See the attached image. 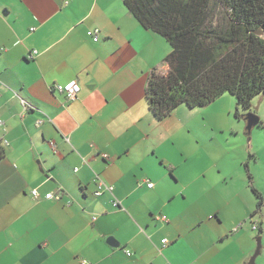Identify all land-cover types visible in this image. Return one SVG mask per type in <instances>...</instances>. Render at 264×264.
Here are the masks:
<instances>
[{
  "label": "crops",
  "instance_id": "crops-1",
  "mask_svg": "<svg viewBox=\"0 0 264 264\" xmlns=\"http://www.w3.org/2000/svg\"><path fill=\"white\" fill-rule=\"evenodd\" d=\"M123 1L0 0V264H248L242 224L263 236L261 213L223 212L205 189L232 174L186 171L174 188L160 152L172 114L156 121L145 101L171 49ZM73 80L74 101L53 89ZM99 181L111 190L96 197ZM176 197L189 204L169 208Z\"/></svg>",
  "mask_w": 264,
  "mask_h": 264
},
{
  "label": "trees",
  "instance_id": "trees-1",
  "mask_svg": "<svg viewBox=\"0 0 264 264\" xmlns=\"http://www.w3.org/2000/svg\"><path fill=\"white\" fill-rule=\"evenodd\" d=\"M141 27L161 36L171 52L164 74L153 70L145 101L156 121L178 107H205L224 94L235 99L234 118L245 123L252 100L264 94V0H124ZM262 33L263 36H259ZM240 110V111H239ZM256 126H261L258 119ZM246 135L249 136L245 128ZM5 151L0 143V161ZM256 199L254 215L264 199ZM259 228L256 240L260 238Z\"/></svg>",
  "mask_w": 264,
  "mask_h": 264
},
{
  "label": "rangeland",
  "instance_id": "rangeland-1",
  "mask_svg": "<svg viewBox=\"0 0 264 264\" xmlns=\"http://www.w3.org/2000/svg\"><path fill=\"white\" fill-rule=\"evenodd\" d=\"M165 72L166 68H163L159 73ZM236 108L235 99L224 94L202 108L189 110L185 106L178 107L162 127V132L167 134V140L161 145L160 152L168 162L178 165L177 173L183 180L174 187L177 192L188 183L186 171H190L189 174L196 170H209L208 174L214 173L215 165L222 170V176L225 173L232 174V182L227 178L216 186L205 187L223 212L255 210V197L244 174L248 166L253 171V176L250 175L251 183L264 199V94L255 97L251 102V112L259 119L261 126L253 127L249 136L245 132L246 123L234 118ZM241 172L245 179L239 178ZM206 179L209 180V175ZM188 189L191 192L186 194H193L194 187ZM235 191L238 195H235ZM185 203L182 198L176 197L169 208L184 209L182 206L189 204ZM260 213L263 219V236L260 237L261 252L254 264H264V205ZM248 220L247 217L242 229L255 237L252 243L256 249L257 232L251 230L252 225Z\"/></svg>",
  "mask_w": 264,
  "mask_h": 264
},
{
  "label": "built area",
  "instance_id": "built-area-1",
  "mask_svg": "<svg viewBox=\"0 0 264 264\" xmlns=\"http://www.w3.org/2000/svg\"><path fill=\"white\" fill-rule=\"evenodd\" d=\"M63 1V4L64 5H67L68 2L67 0H62ZM87 37H89L93 42H97L98 41V38H99V30L98 29H91V30H88L87 33H86ZM163 68H166V65L164 64V67ZM161 68V70L163 69ZM167 70V68H166ZM164 74V73H163ZM53 89L60 93V94H64L65 95V98L67 99V101H74L76 99V96L77 94L79 93L80 91V87L78 85V83L76 81H70L66 84H56L53 86ZM42 124V121L41 120H38L36 122V126H39ZM0 125H1V122H0ZM147 187L148 188H152L153 187V184H151L150 182L147 183ZM111 188L105 186L102 182H97L96 184V190L94 192V196L98 197L100 195H102L103 192L105 191H110ZM31 196L34 198V199H38L39 198V194H38V191L36 189H33L31 191ZM45 198L46 199H55V200H58L59 199V195H55V194H52V193H48L45 195ZM115 205H117L115 203ZM252 230L253 231H256L258 230V226L254 223L252 224ZM162 244H166V240H162L161 241ZM81 264H87L85 261H83Z\"/></svg>",
  "mask_w": 264,
  "mask_h": 264
},
{
  "label": "water",
  "instance_id": "water-1",
  "mask_svg": "<svg viewBox=\"0 0 264 264\" xmlns=\"http://www.w3.org/2000/svg\"><path fill=\"white\" fill-rule=\"evenodd\" d=\"M258 35L263 36L262 33H258ZM246 122H247L246 123V129H247L248 133H250L251 129L257 125L258 118L254 117L253 115H248L246 118ZM260 241H261V239L258 238L256 250H255L253 256L251 257V259L249 260L248 264H254L256 257L259 255L260 250H261V242Z\"/></svg>",
  "mask_w": 264,
  "mask_h": 264
}]
</instances>
